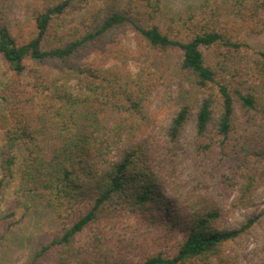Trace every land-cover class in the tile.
Returning <instances> with one entry per match:
<instances>
[{
  "label": "trees",
  "instance_id": "obj_1",
  "mask_svg": "<svg viewBox=\"0 0 264 264\" xmlns=\"http://www.w3.org/2000/svg\"><path fill=\"white\" fill-rule=\"evenodd\" d=\"M13 1L0 0V246L44 204L60 227L27 264H235L228 245L264 220L263 207L230 223L264 178V45L248 40L264 0L173 14L164 0H20L17 21ZM174 79L169 122L146 126Z\"/></svg>",
  "mask_w": 264,
  "mask_h": 264
},
{
  "label": "rangeland",
  "instance_id": "obj_2",
  "mask_svg": "<svg viewBox=\"0 0 264 264\" xmlns=\"http://www.w3.org/2000/svg\"><path fill=\"white\" fill-rule=\"evenodd\" d=\"M203 0H164L168 13L173 14L191 4L201 3ZM24 6L20 0H14L12 4L11 17L17 21L22 18ZM132 39V36H131ZM250 44L259 48L264 45V33L248 37ZM134 44V40H133ZM7 78V66L0 57V88ZM180 81L174 79L162 90L151 103L148 116L144 121L146 126H162L169 122L173 110V96L180 89ZM112 121H109L111 124ZM3 135L0 132V162L1 153L4 151ZM23 148L18 146L17 152L22 155ZM181 178L185 182L192 180V174L188 168H184ZM12 189H9L1 205L4 212L8 205V199ZM230 205V201H228ZM264 207V178L256 193L254 205L250 207L239 206L231 212L230 223L237 226L244 222L253 212L261 211ZM1 214V213H0ZM59 222L52 211L44 204L36 211L24 214L19 212V220L6 234L0 246V264H27L36 252L46 244L52 235L59 230ZM228 259L235 264H264V220L248 236L238 242L229 244L226 250ZM51 264V263H46Z\"/></svg>",
  "mask_w": 264,
  "mask_h": 264
}]
</instances>
